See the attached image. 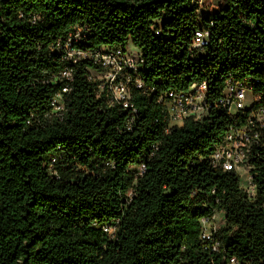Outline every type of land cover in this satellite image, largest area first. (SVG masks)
<instances>
[{
    "label": "trees",
    "instance_id": "1",
    "mask_svg": "<svg viewBox=\"0 0 264 264\" xmlns=\"http://www.w3.org/2000/svg\"><path fill=\"white\" fill-rule=\"evenodd\" d=\"M195 1L0 0V264H264V148L251 199L210 159L250 114L221 104L226 81L264 103V0L206 13ZM77 30L73 48L131 42L142 55L130 126L131 109L97 95L94 64L65 59ZM197 31L209 34L199 50ZM203 82L208 113L169 127L159 99ZM217 212L225 225L202 238Z\"/></svg>",
    "mask_w": 264,
    "mask_h": 264
},
{
    "label": "built area",
    "instance_id": "2",
    "mask_svg": "<svg viewBox=\"0 0 264 264\" xmlns=\"http://www.w3.org/2000/svg\"><path fill=\"white\" fill-rule=\"evenodd\" d=\"M209 0H196L200 8H205ZM77 30L68 35L65 44V59L74 64L80 60H88L94 64L89 69V80L97 83V95L107 99L110 106L116 104L123 109H131V116L128 119V126L135 120L137 109L132 103L133 91L136 88H143L144 83L140 71L144 67V59L140 53L134 55L127 49L101 47L96 50H84L73 48L74 42H78L81 35ZM208 32L197 31L192 45L193 49H202L207 43ZM63 48V47H62ZM61 78L67 81L62 93L55 95L52 101L55 115H61L65 111L64 93H67L69 83L74 79V69L66 66L61 74ZM208 85L206 82L194 83L185 91H170L165 98H160L159 102H165L168 110L169 127L180 126L186 119H201L210 109L207 101ZM256 97L249 87L243 86L240 82L228 79L221 104L227 108L228 112L235 116L241 111H249V117L245 123L231 128L224 140L218 144L211 154L213 167L222 171L235 170L240 175V186L247 192L249 198L256 195V186L251 175L252 158L258 157L260 149L264 148V103L256 106ZM249 102V104H247ZM208 219L202 220V222ZM106 232L112 233L113 229L105 227ZM212 232L207 234L204 229L202 238L210 239ZM233 263L234 260H232Z\"/></svg>",
    "mask_w": 264,
    "mask_h": 264
},
{
    "label": "rangeland",
    "instance_id": "3",
    "mask_svg": "<svg viewBox=\"0 0 264 264\" xmlns=\"http://www.w3.org/2000/svg\"><path fill=\"white\" fill-rule=\"evenodd\" d=\"M222 0H209L205 5V10L201 11V13H206L208 11H213L217 8L218 4L221 3ZM128 52L136 55L139 53L137 47H135L131 42L127 47ZM249 104V102H247ZM203 229L205 233L209 234L218 230L219 228L225 225V214L224 212H217L210 220L202 222Z\"/></svg>",
    "mask_w": 264,
    "mask_h": 264
}]
</instances>
